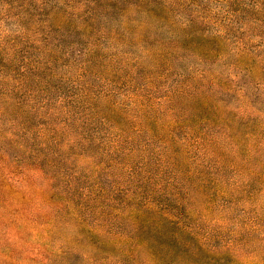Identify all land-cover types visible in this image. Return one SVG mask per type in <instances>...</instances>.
I'll return each mask as SVG.
<instances>
[{
	"label": "rangeland",
	"instance_id": "1",
	"mask_svg": "<svg viewBox=\"0 0 264 264\" xmlns=\"http://www.w3.org/2000/svg\"><path fill=\"white\" fill-rule=\"evenodd\" d=\"M136 1L0 0V264H264V0Z\"/></svg>",
	"mask_w": 264,
	"mask_h": 264
},
{
	"label": "trees",
	"instance_id": "2",
	"mask_svg": "<svg viewBox=\"0 0 264 264\" xmlns=\"http://www.w3.org/2000/svg\"><path fill=\"white\" fill-rule=\"evenodd\" d=\"M158 2L159 0H137L136 3L133 4V7L139 14H147L149 16L151 15V17H154L157 19V21H159V19L156 17L159 12Z\"/></svg>",
	"mask_w": 264,
	"mask_h": 264
}]
</instances>
